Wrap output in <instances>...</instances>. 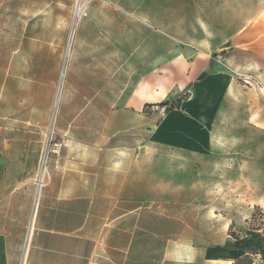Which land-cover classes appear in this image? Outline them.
<instances>
[{"label":"rangeland","instance_id":"1","mask_svg":"<svg viewBox=\"0 0 264 264\" xmlns=\"http://www.w3.org/2000/svg\"><path fill=\"white\" fill-rule=\"evenodd\" d=\"M185 81L193 88L180 89ZM257 84L264 0H0V196L20 192L9 223L18 259L44 190L88 183L96 212L109 184L131 202L121 210H135L120 226L136 225L135 237L112 239L131 242L126 264H232L246 254L264 264ZM140 89L157 99L131 105ZM187 97L183 106L206 113L201 151L145 129L168 114L152 106Z\"/></svg>","mask_w":264,"mask_h":264},{"label":"crops","instance_id":"2","mask_svg":"<svg viewBox=\"0 0 264 264\" xmlns=\"http://www.w3.org/2000/svg\"><path fill=\"white\" fill-rule=\"evenodd\" d=\"M194 73L199 72L196 70ZM185 86L193 88L191 83L185 81L180 89ZM144 99L153 101L157 97L143 98L140 89L130 104L140 108ZM191 100L190 97L186 103L189 105ZM181 107L168 112L159 123L158 116L150 117L151 125L145 127L146 131L157 130L155 139L173 148L194 151L206 149L208 140L203 130L204 124L199 119L206 113L197 108H191L190 111V106L185 104L182 109ZM53 187L54 184L43 192L36 214L35 230L22 260L18 259V248L9 232V223L13 221L10 211L14 207L10 201L18 197L20 192L13 189L1 194L0 264H126L131 242L128 244L123 241L117 244L113 243L112 239L135 237L136 225L133 231L120 227L134 218L135 210H121L122 206L131 202L112 195L109 184L106 188L107 193L101 197L103 208L96 212L95 188L90 184L58 190Z\"/></svg>","mask_w":264,"mask_h":264},{"label":"trees","instance_id":"3","mask_svg":"<svg viewBox=\"0 0 264 264\" xmlns=\"http://www.w3.org/2000/svg\"><path fill=\"white\" fill-rule=\"evenodd\" d=\"M189 97H187L186 99L184 98H179L178 100H174L173 102L172 101H168V102H161L157 105H160V106H166L167 107V110L168 112L174 110V109H178L181 107V104L183 103V101L185 100H188ZM252 249V247H249L248 250ZM254 249V248H253ZM256 249V248H255ZM248 250H247V253H248ZM251 263V260H250V256L249 254H246L240 258H238L234 263L232 264H250Z\"/></svg>","mask_w":264,"mask_h":264},{"label":"built area","instance_id":"4","mask_svg":"<svg viewBox=\"0 0 264 264\" xmlns=\"http://www.w3.org/2000/svg\"><path fill=\"white\" fill-rule=\"evenodd\" d=\"M259 89L260 91L264 94V86L263 85H259ZM152 109L156 112H158V114L164 116L168 113V110H167V107L166 106H160V105H155V106H152Z\"/></svg>","mask_w":264,"mask_h":264},{"label":"bare ground","instance_id":"5","mask_svg":"<svg viewBox=\"0 0 264 264\" xmlns=\"http://www.w3.org/2000/svg\"><path fill=\"white\" fill-rule=\"evenodd\" d=\"M78 10H77V12H76V16L78 15ZM73 35H74V32L73 31H71V33H70V42L72 41V39H73ZM63 77H64V74H63ZM59 94H60V92H59ZM59 94L57 95V98H56V101H55V106H57L58 105V99H59ZM31 227V226H30ZM30 233H31V228H30V230H29V234H28V236H27V242H28V240H29V238H30Z\"/></svg>","mask_w":264,"mask_h":264}]
</instances>
